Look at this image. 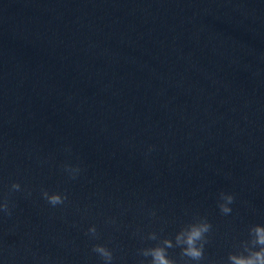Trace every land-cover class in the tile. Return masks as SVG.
<instances>
[{"label": "clouds", "instance_id": "clouds-1", "mask_svg": "<svg viewBox=\"0 0 264 264\" xmlns=\"http://www.w3.org/2000/svg\"><path fill=\"white\" fill-rule=\"evenodd\" d=\"M70 151V149H68ZM62 170L67 174L70 180H75L80 175L82 169L79 165L64 164ZM11 191H21V185L14 182L10 186ZM30 196L31 192L28 191ZM41 197L52 207L64 205L68 201L67 193L52 192L47 189H41ZM218 203L219 210L222 214L228 215L232 212L229 206L234 203L235 196L230 193L221 192ZM0 214L11 216L12 211L7 198L0 200ZM211 224L206 218H200L196 222L183 227L176 235L175 242L172 239L165 238L155 247L144 248L141 255L151 257L150 264H177L176 260L168 255V249L174 247L181 248V257H188L190 260L199 261L204 255V245L207 242L206 233L211 230ZM251 239L242 242L243 251L240 254H230L228 259L230 264H264V226L255 225L249 230ZM86 235L91 239H98L99 233L95 225L87 229ZM148 239L156 240V233H150ZM258 247L259 250H255ZM92 251L98 254L104 264H112L113 252L102 244H94ZM244 253H247L245 255ZM184 264H188L187 261Z\"/></svg>", "mask_w": 264, "mask_h": 264}]
</instances>
